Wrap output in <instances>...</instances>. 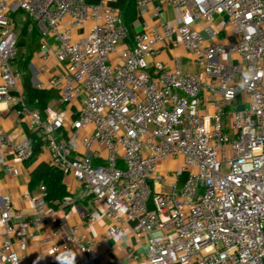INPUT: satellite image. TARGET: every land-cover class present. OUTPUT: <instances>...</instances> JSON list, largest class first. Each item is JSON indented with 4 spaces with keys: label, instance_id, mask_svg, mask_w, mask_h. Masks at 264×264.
<instances>
[{
    "label": "built area",
    "instance_id": "obj_1",
    "mask_svg": "<svg viewBox=\"0 0 264 264\" xmlns=\"http://www.w3.org/2000/svg\"><path fill=\"white\" fill-rule=\"evenodd\" d=\"M119 2L0 0V104L103 207L90 221L109 220L107 241L131 233L142 242L144 256L126 249L134 261L264 264V0H137V19L151 22L136 33ZM20 12L43 39L39 72L56 67L37 88L57 91L62 108L41 113L26 102ZM165 50L176 54L170 66L158 59ZM9 156L25 163L33 146L0 126V168L19 175ZM46 198L45 185L21 198L38 231L55 221ZM14 217L22 210L0 186V264H44L27 257L33 233L17 231ZM50 241L52 264H102L92 257L100 242L75 227L56 225Z\"/></svg>",
    "mask_w": 264,
    "mask_h": 264
},
{
    "label": "crops",
    "instance_id": "obj_2",
    "mask_svg": "<svg viewBox=\"0 0 264 264\" xmlns=\"http://www.w3.org/2000/svg\"><path fill=\"white\" fill-rule=\"evenodd\" d=\"M25 22H23V24ZM150 22L151 21L148 18L137 19L132 25V32L136 33L145 31L147 29L148 23ZM17 26H19L18 23ZM21 27L17 28L20 29ZM45 40L48 43L53 42L51 38H46ZM42 42L43 39L40 36L39 41L33 45L32 49H30L29 45L32 43V38L29 37V43L26 44L24 48L20 49V51H24L26 56L24 58L23 56L20 58L22 64L17 67L19 69H25L26 64H28V71H30L28 74L31 75V81L34 87H37V83L39 82L46 83L50 78L52 71L56 68L54 63H50V71L46 73L39 72V68L42 65L39 59ZM180 53L185 64L187 65V69L195 71L194 67L189 65L190 58L188 54L185 51H181ZM175 55V52L165 50L160 53L158 59L170 66ZM22 74L23 76L25 75V73ZM49 106L55 108L64 107L62 106L61 102L58 101H54ZM0 126L7 132L9 138L13 141H21L27 137L26 124L21 118L16 116L10 103L0 104ZM49 161L50 159L48 154L43 150V154L39 160L35 162L29 160L25 163H20L15 160L14 156H9L7 158V162L14 169L19 171V175L7 173L5 168H0V186L5 193L10 195L15 206L22 210L21 219L14 217L13 224L16 230H28L33 233V240L30 243L27 257L41 261L44 264H52L56 259V256L50 255L48 253V247L51 243L50 237L52 230L56 225L60 224L67 230L72 227L77 228L79 234L83 236L85 240L97 239L100 244L93 252L92 257H101L102 264H145V262L142 261H134L126 252L128 247H132L137 253H141V255L144 256V246H142V242L133 236V234L129 233L127 238L118 245H115L112 241H107L105 239L106 229L110 225L109 220L106 218H100L94 223L90 221L91 215L96 210L101 213L103 207L94 208L92 200L85 196L84 189L73 178H70L69 180L64 179L67 192L65 198H69L72 204L65 209L61 208L60 206L54 208L56 211L55 221L47 225L43 231H38L33 228L32 224L29 222L34 212L33 206L29 203L22 202L21 198L25 193L36 194L38 192V186H31L32 175L42 163H47L50 165ZM168 169L169 167H163V170ZM165 189L170 191V189L166 186L160 190L164 191ZM2 240L3 234L0 232V242ZM13 242L15 244L17 243L16 237L13 238Z\"/></svg>",
    "mask_w": 264,
    "mask_h": 264
},
{
    "label": "trees",
    "instance_id": "obj_3",
    "mask_svg": "<svg viewBox=\"0 0 264 264\" xmlns=\"http://www.w3.org/2000/svg\"><path fill=\"white\" fill-rule=\"evenodd\" d=\"M136 2L137 0H120L118 4L123 11L124 22L128 28H130L137 19ZM18 16L23 17L25 14L20 12L14 15L16 21ZM28 32L30 36H26ZM27 37L32 38V43L29 45L30 49H32L33 45L38 42L40 38V33L29 18H27L26 22L20 28L18 44L19 51L26 46ZM24 70L28 71V64H26ZM24 92L28 106L41 113H43L51 103L56 101V98L59 96L58 92L55 90H42L34 87L30 74L24 75ZM26 134L33 146V157L31 160L32 162L38 161L43 154L44 144L39 138V135L35 132H31L27 127ZM41 185L46 186V200L53 208H56L67 195L63 173L47 163H42L32 175L31 186L39 187Z\"/></svg>",
    "mask_w": 264,
    "mask_h": 264
},
{
    "label": "rangeland",
    "instance_id": "obj_4",
    "mask_svg": "<svg viewBox=\"0 0 264 264\" xmlns=\"http://www.w3.org/2000/svg\"><path fill=\"white\" fill-rule=\"evenodd\" d=\"M27 20V17H23V18H20L19 16L17 17V23H18V27H21L22 25H23V22H25ZM20 32V29H17V33H19ZM26 36H30V34H29V32H28V34L26 35ZM27 44L29 43V37H27V42H26ZM21 52V53H20ZM19 52V58H18V60H17V66L19 67L21 64H22V61H20V58H22V56H23V58L26 56L25 54H24V51H20ZM21 55V56H20ZM118 56V54H114L111 58H112V62L113 63H115V60H116V57ZM21 70V72L22 73H25V74H28V73H30V71H26V70H24V69H20ZM56 101H58V102H61V100H60V97L58 96L57 98H56ZM248 107V105H244L242 108L243 109H246ZM108 151H104V152H102V157L103 158H105V159H107L108 158ZM95 166H96V163L94 164ZM164 193H169L170 191H168V190H164L163 191Z\"/></svg>",
    "mask_w": 264,
    "mask_h": 264
}]
</instances>
